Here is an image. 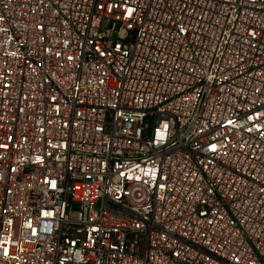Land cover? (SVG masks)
<instances>
[{
	"label": "built area",
	"instance_id": "1",
	"mask_svg": "<svg viewBox=\"0 0 264 264\" xmlns=\"http://www.w3.org/2000/svg\"><path fill=\"white\" fill-rule=\"evenodd\" d=\"M0 264H264V0H0Z\"/></svg>",
	"mask_w": 264,
	"mask_h": 264
}]
</instances>
